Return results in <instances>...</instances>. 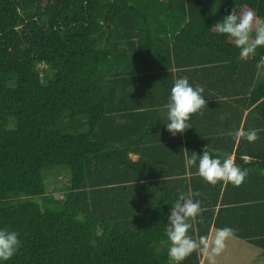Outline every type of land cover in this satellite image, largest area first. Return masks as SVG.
Returning <instances> with one entry per match:
<instances>
[{
    "label": "trees",
    "instance_id": "trees-1",
    "mask_svg": "<svg viewBox=\"0 0 264 264\" xmlns=\"http://www.w3.org/2000/svg\"><path fill=\"white\" fill-rule=\"evenodd\" d=\"M234 7L264 20V0H0V229L21 241L0 264H169L171 206L196 191L189 235L231 227L264 252V47L241 59L211 30ZM181 77L207 106L173 137ZM205 146L248 170L240 186L186 167Z\"/></svg>",
    "mask_w": 264,
    "mask_h": 264
},
{
    "label": "clouds",
    "instance_id": "clouds-1",
    "mask_svg": "<svg viewBox=\"0 0 264 264\" xmlns=\"http://www.w3.org/2000/svg\"><path fill=\"white\" fill-rule=\"evenodd\" d=\"M211 30L229 37L239 49L241 59L254 56L258 47H264V20L258 19L252 10H238L234 7L230 14L214 23ZM203 93L204 88L200 85L193 87L187 77L174 80L169 101L161 108L162 113L166 111V128L173 137L190 128L188 121L191 116L207 106ZM223 118L222 116L221 119ZM236 138H246L248 142L254 143L259 136L257 130L246 132L240 129L236 132ZM197 161L198 175L211 185L222 181L238 187L248 175L247 169L242 170L235 164L234 157L227 156L223 160L214 158L207 146L203 149L202 155L194 153L187 158L186 167L196 165ZM202 195L199 191L181 193L171 206L166 236L170 242L168 256L173 264H182V261L193 252L214 260L225 250L227 241L235 234L233 228L223 227L209 235L199 236L198 239L189 235V230L194 228L195 223L204 222L201 216L204 209L201 207V201L196 199ZM197 217L200 219L197 220ZM20 247L21 241L16 231L0 229V260L11 259Z\"/></svg>",
    "mask_w": 264,
    "mask_h": 264
},
{
    "label": "rangeland",
    "instance_id": "rangeland-1",
    "mask_svg": "<svg viewBox=\"0 0 264 264\" xmlns=\"http://www.w3.org/2000/svg\"><path fill=\"white\" fill-rule=\"evenodd\" d=\"M65 185L67 184L62 176L48 178L46 181L47 193L60 197L63 195ZM215 230L212 228L210 233ZM169 264H173L172 261ZM200 264H264V252L255 245L233 236L227 241L225 250L219 256L210 260L203 255Z\"/></svg>",
    "mask_w": 264,
    "mask_h": 264
},
{
    "label": "crops",
    "instance_id": "crops-1",
    "mask_svg": "<svg viewBox=\"0 0 264 264\" xmlns=\"http://www.w3.org/2000/svg\"><path fill=\"white\" fill-rule=\"evenodd\" d=\"M217 100H219L218 98H217ZM217 100H215V101H217ZM215 106V107H214ZM214 106H213V108L216 110V109H219L217 106V104H214ZM209 112H211V109H210V111H208V113ZM220 112V111H219ZM132 156V158H135L136 156L135 155H131Z\"/></svg>",
    "mask_w": 264,
    "mask_h": 264
},
{
    "label": "water",
    "instance_id": "water-1",
    "mask_svg": "<svg viewBox=\"0 0 264 264\" xmlns=\"http://www.w3.org/2000/svg\"><path fill=\"white\" fill-rule=\"evenodd\" d=\"M215 151H217V152H222V150H215Z\"/></svg>",
    "mask_w": 264,
    "mask_h": 264
}]
</instances>
